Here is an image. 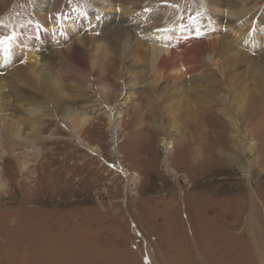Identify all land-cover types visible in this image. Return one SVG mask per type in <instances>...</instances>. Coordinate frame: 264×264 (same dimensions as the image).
I'll use <instances>...</instances> for the list:
<instances>
[{"label": "rangeland", "instance_id": "rangeland-1", "mask_svg": "<svg viewBox=\"0 0 264 264\" xmlns=\"http://www.w3.org/2000/svg\"><path fill=\"white\" fill-rule=\"evenodd\" d=\"M30 1L8 0L0 17ZM182 1L168 0L173 14ZM256 1L264 10V0ZM38 55L32 53L34 59L25 63L37 70ZM143 62L142 55L128 61L125 84L116 82V67L99 82V91L113 88L107 91L108 110L126 100L122 115L111 124L108 111L96 108L78 110L88 121L76 134L43 117L21 115L17 122L1 116L8 126L19 124L22 135L37 134L33 147L39 155L25 157L23 173L13 162L0 160L6 183L0 189V264H264V94L255 96L259 103L251 114L240 111L236 143L223 116L207 112L202 119L215 127L190 130L185 108L202 111L204 89L196 87L200 97L160 91L166 82H158L156 71ZM65 68L61 84L67 95L88 83L90 67L85 72L78 64ZM25 71L14 78L19 79L16 85L38 97L37 107L49 109L52 100ZM50 71L55 76L53 67ZM134 78L140 86L128 96L124 85L129 88ZM14 79L8 82L14 85ZM228 97L226 102L213 98V108H235L233 95ZM180 98L177 115L183 117L184 141L193 133L196 144L181 141L167 152L159 134L141 118L155 112L165 120L164 109ZM8 100L3 98L0 112L12 113ZM252 142L251 168L246 160L244 165L230 161L244 157ZM9 144L12 150L10 139Z\"/></svg>", "mask_w": 264, "mask_h": 264}, {"label": "bare ground", "instance_id": "bare-ground-1", "mask_svg": "<svg viewBox=\"0 0 264 264\" xmlns=\"http://www.w3.org/2000/svg\"><path fill=\"white\" fill-rule=\"evenodd\" d=\"M7 2L0 0V14ZM257 4L256 0H183L176 14H173L174 9L168 0H31L23 9L12 7L0 17V108L3 98H9L7 105L12 112L5 113L7 109L0 112V160L4 158L5 162H13L23 173L27 169L25 157L39 155L33 147V142L37 141L34 139L36 133L22 135L19 124L17 127L12 123L8 126L7 121H2V115L17 122L22 121L17 117L21 115L29 119L47 118L45 121L54 120L76 134L88 121L83 113L96 108L99 113L107 110L111 118L109 123H113L114 118L122 115L126 100L111 112L107 109L111 108L107 91L113 90L112 86L100 91L97 86L115 67L116 82L125 84L130 72L126 66L128 61L141 55L150 71H156L155 79L166 82V87L160 91L168 93L172 90L178 96L184 92H196L194 95L200 97L196 87L204 89L202 94L206 97L202 98L205 103L202 111L190 106L185 108L190 130L204 132L207 126L214 128L202 119L208 112L219 119L223 116L235 134L236 143H239L240 111L246 109L247 115L251 114L259 103L255 96L264 94V10L257 8ZM67 7L71 12H67ZM76 32L80 37H75ZM32 53H42L38 55L40 65L37 70L32 68L35 65L25 63L34 59ZM73 64L81 65L84 72L87 71L85 67L91 70L87 75L88 83L72 87V92L67 95L62 89L65 74L62 71ZM9 67L11 71L3 75ZM22 70L28 73L26 78L40 85L42 94L50 97L52 105L49 109L37 107L38 97L16 85L19 79L14 78ZM12 78L14 85L8 82ZM128 83H131L129 88L124 85L126 94H136L140 83L136 78ZM230 95L235 99V108H213L216 107L213 98L218 96L226 102ZM180 101L181 98L174 103L176 105L164 109L165 120L155 116V112L141 118L159 134L167 152L186 139L183 117L177 115L181 110ZM80 109L83 113L78 112ZM171 130L173 132H169ZM76 138L80 140L79 135ZM186 141L183 145L193 146L196 136L192 133L190 140ZM254 146V143L249 144L243 152L246 157L240 152L242 157L232 156L230 161L244 165L246 160L251 168L250 155ZM241 168L248 174L246 167ZM171 173L175 174L173 170ZM1 175L0 189H4L6 183Z\"/></svg>", "mask_w": 264, "mask_h": 264}, {"label": "snow or ice", "instance_id": "snow-or-ice-1", "mask_svg": "<svg viewBox=\"0 0 264 264\" xmlns=\"http://www.w3.org/2000/svg\"><path fill=\"white\" fill-rule=\"evenodd\" d=\"M0 42H2V41H0Z\"/></svg>", "mask_w": 264, "mask_h": 264}]
</instances>
